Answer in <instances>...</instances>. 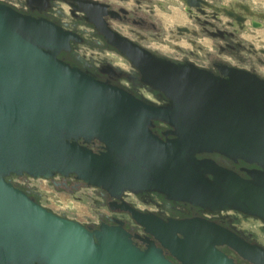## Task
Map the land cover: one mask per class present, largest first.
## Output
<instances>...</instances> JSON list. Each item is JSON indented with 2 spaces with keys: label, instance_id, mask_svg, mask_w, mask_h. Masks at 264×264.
I'll return each instance as SVG.
<instances>
[{
  "label": "water",
  "instance_id": "water-1",
  "mask_svg": "<svg viewBox=\"0 0 264 264\" xmlns=\"http://www.w3.org/2000/svg\"><path fill=\"white\" fill-rule=\"evenodd\" d=\"M68 40L50 22L0 4V264H172L137 249L121 222L91 231L45 209L9 183L11 175H74L115 198L154 191L264 221V80L245 71L221 79L191 64L149 62L114 43L166 97L151 105L59 60ZM154 121L171 127L165 141L152 131ZM94 140L104 150L90 149ZM203 153L241 158L260 170L242 179L198 159ZM133 216L183 264H235L220 245L264 264L263 247L215 223L150 224Z\"/></svg>",
  "mask_w": 264,
  "mask_h": 264
},
{
  "label": "flooded vegetation",
  "instance_id": "flooded-vegetation-1",
  "mask_svg": "<svg viewBox=\"0 0 264 264\" xmlns=\"http://www.w3.org/2000/svg\"><path fill=\"white\" fill-rule=\"evenodd\" d=\"M0 4L62 29L69 40L68 46L58 53L59 60L147 104L164 103L166 97L143 81L142 72L134 63L137 59H130L115 44L132 57L140 55L149 62L163 59L191 64L221 79H228L229 71H245L264 80V46L257 47L250 38L264 30V0H0ZM170 18L176 19L173 24L168 22ZM170 129L166 123L154 121L152 131L165 141L164 133ZM88 147L94 152L104 150L97 140ZM197 157L212 160L242 179L250 178L248 171L260 170L257 164L220 153ZM16 177L23 181H15ZM28 177L31 178L26 174L11 175L7 181L49 210L31 190ZM47 180L70 192L84 184L74 175L67 178L55 175ZM98 189L108 212L100 213L98 223L85 226L95 231L102 224L117 226L121 222L137 249L161 253L172 264L183 263L135 220L133 212L150 224L185 220L215 223L264 248V221L257 217L236 210L210 212L154 191H126L115 198ZM245 223L258 225V232L245 229ZM179 237L183 238L181 234ZM217 248L235 264H253L227 245Z\"/></svg>",
  "mask_w": 264,
  "mask_h": 264
},
{
  "label": "rangeland",
  "instance_id": "rangeland-1",
  "mask_svg": "<svg viewBox=\"0 0 264 264\" xmlns=\"http://www.w3.org/2000/svg\"><path fill=\"white\" fill-rule=\"evenodd\" d=\"M178 11L177 9L175 10ZM170 18L168 22H175L176 19ZM179 20V19H178ZM251 40L257 47L264 46V30L252 34ZM264 60V57H263ZM19 181L23 179L15 178ZM18 182V181H17ZM28 184L31 190L39 196L42 204L50 211L76 220L84 225L96 224L99 222L100 213L108 212L103 204L100 191L98 188L79 184L73 192L63 187H57L52 181L47 179H35L28 177ZM245 229L258 232V225L245 223Z\"/></svg>",
  "mask_w": 264,
  "mask_h": 264
}]
</instances>
